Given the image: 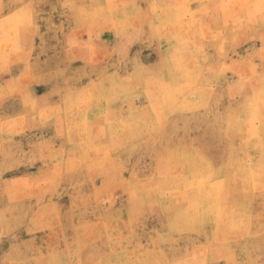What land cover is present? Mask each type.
Masks as SVG:
<instances>
[{
	"label": "rangeland",
	"instance_id": "1",
	"mask_svg": "<svg viewBox=\"0 0 264 264\" xmlns=\"http://www.w3.org/2000/svg\"><path fill=\"white\" fill-rule=\"evenodd\" d=\"M259 3L0 0V264H264Z\"/></svg>",
	"mask_w": 264,
	"mask_h": 264
},
{
	"label": "snow or ice",
	"instance_id": "2",
	"mask_svg": "<svg viewBox=\"0 0 264 264\" xmlns=\"http://www.w3.org/2000/svg\"><path fill=\"white\" fill-rule=\"evenodd\" d=\"M241 6L242 5L232 4V3H228L224 5H221V4L216 5L217 9L223 7L226 12L234 10L235 8H238ZM249 7L251 6L249 5ZM257 7L259 9L260 18L264 20V0H260V3L258 4ZM201 19L204 22L210 23V19H206L204 17H201ZM245 108L247 110L249 120H250L249 125H248V131H249V135L251 136L257 132V129L255 127L257 116L259 117L260 123L264 125V86H262V89H261V98H260L259 103H253L250 99L249 102L246 103ZM260 133L262 136H264V129H261ZM261 165H262V168H264V158H262Z\"/></svg>",
	"mask_w": 264,
	"mask_h": 264
},
{
	"label": "bare ground",
	"instance_id": "3",
	"mask_svg": "<svg viewBox=\"0 0 264 264\" xmlns=\"http://www.w3.org/2000/svg\"><path fill=\"white\" fill-rule=\"evenodd\" d=\"M9 24H10V23H9ZM5 27H6V26H5ZM5 27H4V28H5ZM8 27H9V25H8ZM14 30H15V28H14ZM14 32H15V31H14ZM16 32H17V31H16ZM2 34H3V32H2ZM3 35H6V34H3ZM14 35H16V34L14 33ZM18 35H19V34H18ZM7 36H8V35H7ZM7 36H6V37H7ZM3 37H4V36H3ZM12 37H13V36H12ZM7 38H8V37H7ZM7 40H9V39H7ZM168 63H169V62H168ZM181 64H182V63H181ZM169 65H171V64H169ZM168 68H170V67H168ZM168 68H167V69H168ZM182 68H183V67H182ZM172 69H173V68H172ZM166 71H167V70H166ZM179 71H180V70H179ZM171 72H172V71H171ZM169 73H170V72H169ZM169 73H168V74H169ZM171 74H172V73H171ZM174 75H175V74H174ZM178 75H180V74L178 73ZM178 75H177V76H178ZM165 76H166V75H165ZM177 76H176V78H177ZM184 77H185V75H184ZM168 78H169V77H168ZM178 78H179V77H178ZM173 79H174V78H173ZM181 79H182V78H181ZM174 81H175V80H174ZM170 82H171V81H170ZM175 82H176V81H175ZM179 83H180V82H179ZM168 84H169V83H168ZM171 84H174V83H171ZM177 85H178V84H177ZM179 86H180V85H179ZM177 87H178V86H177ZM171 88H172V85H171ZM171 88H170V86H169V89H171ZM165 89H166V88H165ZM146 90H147V89H146ZM177 90H178V89H177ZM158 91H159V89H158ZM160 91H161V90H160ZM167 91H168V90H167ZM171 91H172V90H171ZM171 91L169 90V92H171ZM146 92H147V91H146ZM163 92H164V94H166L165 90H164ZM174 92H175V91H174ZM157 93H158V92H157ZM167 93H168V92H167ZM173 94H175V93H173ZM169 98H170V97H169ZM165 102H166V100H165ZM163 105H164V104H163ZM163 105H162V106H163ZM148 106H149V105H148ZM169 107H171L170 104H169ZM243 108H245V107H243ZM245 109H246V108H245ZM243 112H244V111H243ZM242 114H243V113H242ZM152 115H153V114H152ZM239 115H240V114H239ZM247 115H248V114H247ZM244 116H245V112H244ZM244 116H243V117H244ZM245 117H247V116H245ZM159 118H160V117H159ZM242 119H243V118H242ZM247 119H248V118H247ZM154 120H155V119H154ZM154 120H153V121H154ZM256 122H257V120H256ZM247 124H248V123H247ZM153 127H154V126H153ZM154 128H156V127H154ZM256 128H257V127H256ZM261 129H263V128L261 127ZM257 132H258V131H257ZM247 134H248V133H247ZM108 144H109V142H108ZM83 156H84V155H83ZM83 156H82V157H83ZM88 164H89V163H88ZM165 182H166V181H165ZM166 183H167V182H166ZM215 187H216V190H217V192H218V191H219V190H218V187H217V186H214V189H215ZM210 188H211V187H210ZM222 189H223V186H222ZM222 189H221V192H222ZM219 194L222 195V193H219ZM221 195H220V196H221ZM223 195H224V194H223ZM226 195H227V193H226ZM219 200H220V199H219ZM169 204H170V203H169ZM186 213L188 214V212H186ZM186 213H184V214H186Z\"/></svg>",
	"mask_w": 264,
	"mask_h": 264
}]
</instances>
